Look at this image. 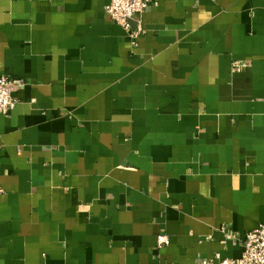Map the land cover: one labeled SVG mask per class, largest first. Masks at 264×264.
<instances>
[{
  "label": "crops",
  "instance_id": "1",
  "mask_svg": "<svg viewBox=\"0 0 264 264\" xmlns=\"http://www.w3.org/2000/svg\"><path fill=\"white\" fill-rule=\"evenodd\" d=\"M108 3L0 0V75L23 79L0 264L240 257L264 224V0H152L129 29Z\"/></svg>",
  "mask_w": 264,
  "mask_h": 264
},
{
  "label": "built area",
  "instance_id": "2",
  "mask_svg": "<svg viewBox=\"0 0 264 264\" xmlns=\"http://www.w3.org/2000/svg\"><path fill=\"white\" fill-rule=\"evenodd\" d=\"M152 0H109L106 5V13L109 17L124 27L130 28L132 19L142 13ZM246 63H236L238 69L246 66ZM23 79L7 75H0V115L11 113L17 103L14 96L15 87L20 85ZM158 246L161 247L170 242L168 235L157 236ZM219 264H264V224H260L247 232L244 240V250L238 258H221L216 255Z\"/></svg>",
  "mask_w": 264,
  "mask_h": 264
}]
</instances>
